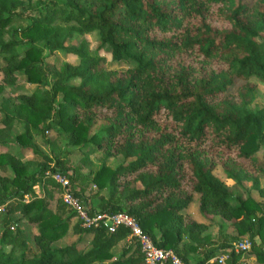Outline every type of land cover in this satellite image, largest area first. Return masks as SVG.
<instances>
[{
  "label": "trees",
  "instance_id": "trees-1",
  "mask_svg": "<svg viewBox=\"0 0 264 264\" xmlns=\"http://www.w3.org/2000/svg\"><path fill=\"white\" fill-rule=\"evenodd\" d=\"M92 31L93 49L85 36ZM44 49L79 60L64 61L49 82ZM101 49L129 65L109 67ZM0 71V92L18 74L35 84L31 93L0 99V264H147L133 237L112 252L127 237L126 227L108 232L71 222L75 212L55 197L61 187L55 180L49 186L46 173H67L68 151H56L46 129L67 133V144L121 155L115 167L102 163L92 174L97 189L91 195L84 194L79 166L68 174L90 212L130 213L157 246L174 249L186 264L189 252L212 243L204 231L219 215L237 230L229 239L248 234V253L264 263V152L258 153L264 97L261 107L250 108L255 85L248 81H264V0H0ZM9 135L33 157L12 152ZM36 136L52 152L42 150ZM217 165L234 183L248 182L245 196L214 173ZM195 194L207 222L184 211ZM90 196H98L95 206ZM15 212L36 224L32 244L22 227L12 230ZM70 226L79 237L53 247ZM229 239L220 237L194 264H218L209 258L230 246Z\"/></svg>",
  "mask_w": 264,
  "mask_h": 264
},
{
  "label": "rangeland",
  "instance_id": "rangeland-1",
  "mask_svg": "<svg viewBox=\"0 0 264 264\" xmlns=\"http://www.w3.org/2000/svg\"><path fill=\"white\" fill-rule=\"evenodd\" d=\"M34 14V11H33ZM15 25L18 24L14 23ZM85 36L89 40V47L90 48H95L97 46V33L95 31L89 32L85 34ZM8 38V36H6ZM78 40L76 38H73L72 42H77ZM100 53L105 55L107 60H108V65L109 67H115V68H124L129 65L128 62L123 61V60H112L111 59V54L109 50L106 49H101ZM79 60L78 56L76 54H73L71 52L64 51L62 49L55 50L53 52H48L47 49L43 50V65L44 69L47 71V78L49 82L52 81V72L53 70L59 68L61 64L64 61H69L72 63H77ZM3 74L0 71V82L3 80ZM79 79H72L70 82H78ZM238 83L243 82L244 80L238 79ZM248 81L253 82L255 87H254V99L251 101L249 104V107L252 109H257L263 105V97H264V81L261 80L258 77L255 76H250L248 78ZM14 84L10 85H4V89L0 92V99L1 96H8V95H14L16 93H21L24 92L25 94L31 93L33 90L35 84L27 81L25 75L23 74H18L16 77V80L14 81ZM61 97V93H58L57 98ZM14 132H18L21 130V125L16 124L13 127ZM45 136H51L55 138V150L58 151L59 153L64 152V150L68 151L67 158L69 159L68 162V171L67 173H71L74 175V172L72 170V167L77 165L79 166V175L85 177V187H84V194L85 195H91L93 194L97 186L94 187L91 181V176L92 174L96 171V169L102 164H108L110 166L115 167L121 160L122 157L121 155L117 156H104L99 150L95 149L93 146L88 145H83L82 147L80 145H72V144H67V133L65 132H54L51 130H45ZM8 140L11 143V151L20 156L23 160L26 158H32L33 153L30 150L23 151L17 144L14 143V138L12 135L8 136ZM35 140L40 143L41 138L39 136L35 137ZM40 148L44 151L47 152H52L50 151V147L47 144H41L40 143ZM79 148H82L83 151L79 150ZM264 152V145H261L260 150L258 153L262 155ZM61 154V155H62ZM214 173L224 179L230 186V189L234 193H238L242 196H245L247 194V188H248V182H245V186H240L239 184L234 183L231 179L227 178L225 176V173L221 169L219 165H217L214 168ZM259 179L261 185H264V173L259 174ZM51 177L49 180V186H51V183L54 181ZM71 180H70V187H71ZM77 185V184H76ZM78 186V185H77ZM246 187V188H245ZM35 192L37 194H41L40 186L38 184H35L33 186ZM100 193L107 195V190L105 188L100 189ZM250 193L252 194L253 197H255L258 200H261V196L258 194L256 190H250ZM28 195H24L25 198H29L30 194L27 193ZM59 194L56 193V196H59ZM85 198V197H84ZM85 200V199H84ZM50 206L54 207L55 206V198L50 202ZM185 212L188 213V215L192 216L193 218H196L197 220H202L204 222H207V219L203 216V214L200 213L198 209V195L195 194L193 201L189 204L187 208L184 209ZM4 214V209L3 206H0V230L2 229V217ZM12 218L15 220L12 225L14 226L12 230H15L16 226H20L24 229L26 238L29 242V244L33 243V233L36 228V224L29 222L20 212H15L11 214ZM215 221L208 226V228L204 231V233H209L211 235V240L212 243H206L202 246L199 247V249L195 252H191L188 255V259L190 260L189 263L193 264L195 260H197L199 257H202V251L203 250H209L211 248H215L216 245L218 244V240L220 237L226 236L229 239V236L231 235H237V230L235 229L234 226H232L228 221L222 219L219 215H215ZM76 216H73L71 218V222L74 223L76 221ZM78 234L75 233L72 230V227L68 229L67 233L61 237L58 240H55L52 242L53 247H58V246H63L66 245L74 240H76L78 237ZM186 238V237H185ZM238 240H244V242H251L250 236L248 234H241L238 235V238L236 239H229L228 241H231V244L233 242H236ZM256 241H260L258 237L255 238ZM124 246V242H118L112 247V252L114 255H117L120 253ZM251 247V244H250ZM250 247H247L245 250H239V251H234L232 253V259L234 258V254L240 253V256L237 260H234L236 264H264L260 261H258L253 255H250L248 253V250ZM229 246L227 247H222V248H217L214 249L213 253H218V252H223L227 250Z\"/></svg>",
  "mask_w": 264,
  "mask_h": 264
},
{
  "label": "built area",
  "instance_id": "built-area-1",
  "mask_svg": "<svg viewBox=\"0 0 264 264\" xmlns=\"http://www.w3.org/2000/svg\"><path fill=\"white\" fill-rule=\"evenodd\" d=\"M60 185V198L63 203L70 207L74 212L82 228L105 227L108 232H114L119 226L128 229V237L135 238L141 248L143 259L147 264H186L179 254L172 248L157 246L151 236L145 232L136 218L126 211H93L90 212L85 198L75 194L70 187L68 173L56 169L46 171ZM94 187L96 186L93 184ZM28 195L27 193L25 196ZM24 196V198H25ZM27 199V198H26ZM14 226L11 225V228ZM251 242L238 240L233 242L229 248L223 252L213 253L209 260L216 261L218 264H236L232 259L234 251L245 250L250 247Z\"/></svg>",
  "mask_w": 264,
  "mask_h": 264
},
{
  "label": "crops",
  "instance_id": "crops-1",
  "mask_svg": "<svg viewBox=\"0 0 264 264\" xmlns=\"http://www.w3.org/2000/svg\"><path fill=\"white\" fill-rule=\"evenodd\" d=\"M11 148H12V146H11ZM111 167H113V166H111ZM93 184V183H92ZM84 192H85V190H84ZM88 202L90 203V205L91 206H95L98 202H99V198H98V196H90V198H89V200H88ZM196 219V218H195ZM77 220V219H76ZM78 234V233H77ZM77 237H79V234H78V236ZM128 236L126 237V238H124V239H122V240H120V242L122 241V242H124V244L127 242V240H128ZM185 239V238H184ZM204 251H206V250H203L202 251V254H203V252ZM189 253H191V252H189ZM188 253V254H189ZM189 255H187V257H188ZM190 261V260H189ZM196 262V260L193 262V264Z\"/></svg>",
  "mask_w": 264,
  "mask_h": 264
}]
</instances>
